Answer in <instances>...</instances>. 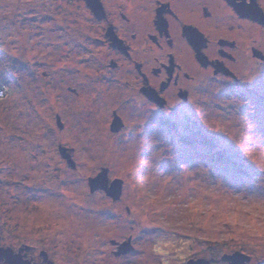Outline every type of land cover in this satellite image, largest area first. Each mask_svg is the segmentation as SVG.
Instances as JSON below:
<instances>
[{
    "label": "rangeland",
    "instance_id": "374dc122",
    "mask_svg": "<svg viewBox=\"0 0 264 264\" xmlns=\"http://www.w3.org/2000/svg\"><path fill=\"white\" fill-rule=\"evenodd\" d=\"M86 19L80 0H0L6 243L53 246L68 264H212L233 252L264 264V97L246 90L264 79V65L225 91L217 86L191 130L140 112L117 134L114 106L139 110L123 108L121 92L89 70ZM193 143L212 151L194 152ZM103 168L109 182H123L116 201L90 191ZM111 239L131 249L116 257Z\"/></svg>",
    "mask_w": 264,
    "mask_h": 264
},
{
    "label": "flooded vegetation",
    "instance_id": "af4514ba",
    "mask_svg": "<svg viewBox=\"0 0 264 264\" xmlns=\"http://www.w3.org/2000/svg\"><path fill=\"white\" fill-rule=\"evenodd\" d=\"M80 2L87 12L88 55H94L89 70L121 92L123 108L139 110L128 116L123 108L119 111L120 105L114 106L112 116L121 127L112 131L110 124L111 132L120 133L126 119L140 112L150 114L152 123L156 115L165 124L178 117L191 130L202 122L198 109H205L217 86L225 91L239 84L241 76H250L258 64L264 65V0ZM64 147L72 155L73 149ZM110 243L116 249L113 255L120 257L116 252L122 242ZM55 250L6 243L0 230V253L10 254L15 264H68ZM221 261L211 262L228 264L224 257Z\"/></svg>",
    "mask_w": 264,
    "mask_h": 264
},
{
    "label": "water",
    "instance_id": "95a60500",
    "mask_svg": "<svg viewBox=\"0 0 264 264\" xmlns=\"http://www.w3.org/2000/svg\"><path fill=\"white\" fill-rule=\"evenodd\" d=\"M57 125L61 129L63 124L60 121V117L57 116ZM121 127L120 120L115 117L111 123V130L112 131H118ZM59 151L61 154V157L64 158L67 162V164L71 168H75V163L73 159L71 158L70 153L68 152L67 148L64 146H59ZM107 169L103 168L101 172H99L95 177H89L88 183L90 186L91 193L96 190H103L105 194L113 201H116L120 198L122 193V180L119 178H115L114 180L109 182L108 176H107ZM119 251L116 252V254H121L128 252L131 249V246L129 242H124L119 244ZM224 259L228 261V264H246V260L248 259L247 256L242 254L241 252H233L232 254H225ZM205 262L203 260H194L189 259L187 264H204Z\"/></svg>",
    "mask_w": 264,
    "mask_h": 264
},
{
    "label": "snow or ice",
    "instance_id": "6c2138e0",
    "mask_svg": "<svg viewBox=\"0 0 264 264\" xmlns=\"http://www.w3.org/2000/svg\"><path fill=\"white\" fill-rule=\"evenodd\" d=\"M246 90L251 94H259L260 96L264 97V79L248 82L246 84ZM171 128L174 130H179L180 121L177 117L175 120L171 122ZM191 149L194 152H211L212 147L211 145H198V144H190ZM227 163V161H224ZM158 251V249H157ZM4 257H7V264H15V258L11 257L10 254L0 253V261L4 260Z\"/></svg>",
    "mask_w": 264,
    "mask_h": 264
},
{
    "label": "built area",
    "instance_id": "2783aa9c",
    "mask_svg": "<svg viewBox=\"0 0 264 264\" xmlns=\"http://www.w3.org/2000/svg\"><path fill=\"white\" fill-rule=\"evenodd\" d=\"M5 86L3 83H0V97L4 96L5 95Z\"/></svg>",
    "mask_w": 264,
    "mask_h": 264
},
{
    "label": "bare ground",
    "instance_id": "6f19581e",
    "mask_svg": "<svg viewBox=\"0 0 264 264\" xmlns=\"http://www.w3.org/2000/svg\"><path fill=\"white\" fill-rule=\"evenodd\" d=\"M112 242H114V241H112ZM122 254V253H121ZM117 255H120V254H117Z\"/></svg>",
    "mask_w": 264,
    "mask_h": 264
}]
</instances>
